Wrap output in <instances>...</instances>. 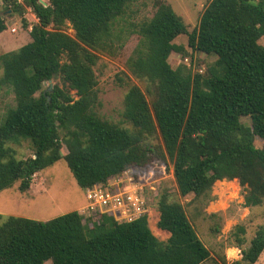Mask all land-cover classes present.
<instances>
[{
    "label": "trees",
    "instance_id": "16d2710c",
    "mask_svg": "<svg viewBox=\"0 0 264 264\" xmlns=\"http://www.w3.org/2000/svg\"><path fill=\"white\" fill-rule=\"evenodd\" d=\"M133 1L49 0L45 6L23 0L6 6L21 15L30 9L38 23L29 43L0 55L1 82L16 101L0 124V191L17 181L21 192L29 191L34 176L62 158L82 189L170 162L179 191L193 194L191 202L211 201L217 181L237 180L244 205L262 206L264 0H211L191 32L169 4L152 0L156 11L133 30L139 41L127 61L146 90L129 86L123 126L96 112L95 67L99 55L116 46L115 24ZM67 24L74 35L64 30ZM6 29L0 12V34ZM182 34L192 52L216 57L206 75L171 66L173 52L186 54L173 42ZM46 83H54L51 91L43 89ZM19 139L32 145L33 157L15 158L7 144ZM157 209L158 228L170 233L166 241L152 233L146 214L130 223L99 213L84 218L78 211L48 221L0 216V264H204L211 258L182 204L163 193ZM245 233L236 226L238 248ZM263 251L264 224L233 264H255Z\"/></svg>",
    "mask_w": 264,
    "mask_h": 264
},
{
    "label": "rangeland",
    "instance_id": "374dc122",
    "mask_svg": "<svg viewBox=\"0 0 264 264\" xmlns=\"http://www.w3.org/2000/svg\"><path fill=\"white\" fill-rule=\"evenodd\" d=\"M0 0V12L6 20L7 29L0 34V55L19 49L31 41L30 31L38 23L37 18L27 9L24 15L11 10H4L12 6L15 0ZM49 3L48 0H39ZM183 19L188 31H193L199 23L204 7L211 0H163ZM156 11L152 0L133 1L126 14L119 19L114 27L118 35L116 46L107 53L99 55L95 73L98 80L99 103L96 112L100 117L116 124L128 126L123 122L124 98L131 84L146 90V84L135 79L127 69V61L133 54L139 36L133 32L137 25L151 19ZM25 21L28 23L25 26ZM15 29V31H13ZM64 30L74 35L69 24ZM173 42L186 48V54L173 52L169 57L171 66L176 69L183 67L206 75L207 68L216 61L215 56L202 52H192L188 47V38L182 34ZM264 45V37L260 40ZM3 68L0 66V124L3 123L6 112L15 106V95L11 88L1 82ZM51 83H46L43 89H48ZM54 83H52L53 85ZM242 122L249 124L250 120L242 118ZM256 146H261L259 138L255 140ZM14 152L15 158L26 160L33 157L32 145L24 140L12 141L7 144ZM67 149L63 147L62 154ZM221 184L217 181L211 191V201H195L193 194L182 195L172 174V165L166 163V177L153 190H147V201L150 208L148 224L152 233L161 241L169 238L167 231L161 230L156 221L159 218L157 202L163 193L167 194L171 202L182 204L186 213L196 229L200 239L211 253V258L204 264H233L236 260L227 258V250L238 248L232 236L237 225H243L246 233L243 236L245 244L239 250L247 249L255 237L258 228L264 224V204L262 206L247 208L244 205L243 189L237 180ZM86 205L84 189L80 188L67 166L64 158L54 165L46 168L34 176L31 188L27 192L19 190V182L0 191V216L2 221L9 217L25 218L36 221H48L55 217L75 211ZM81 213V212H80ZM235 251H230L231 257ZM241 259V258H240ZM241 261V260H237ZM46 264H51L47 262ZM247 264V263H241ZM255 264H264V251Z\"/></svg>",
    "mask_w": 264,
    "mask_h": 264
},
{
    "label": "built area",
    "instance_id": "2783aa9c",
    "mask_svg": "<svg viewBox=\"0 0 264 264\" xmlns=\"http://www.w3.org/2000/svg\"><path fill=\"white\" fill-rule=\"evenodd\" d=\"M15 1L23 3V0ZM165 177L166 164L160 162H153L142 171L126 170L105 184L84 189L86 206L79 213L84 218H93L99 213L113 217L118 223L133 222L148 215L146 191L153 190ZM238 254L242 257L241 250Z\"/></svg>",
    "mask_w": 264,
    "mask_h": 264
},
{
    "label": "crops",
    "instance_id": "0c3cea01",
    "mask_svg": "<svg viewBox=\"0 0 264 264\" xmlns=\"http://www.w3.org/2000/svg\"><path fill=\"white\" fill-rule=\"evenodd\" d=\"M86 205H84L82 208H78V209H76L75 211H78V212H80L84 207H85ZM149 210H150V208H149ZM148 213H149V211H148ZM148 216V215H147ZM159 220V218L156 220V221H158ZM169 233V232H168ZM170 234V233H169ZM169 237H170V235H169ZM238 250H239V248H236V247H234V248H230L229 250H227V252H226V254H227V258L228 259H230V258H232V259H234V260H241L240 258H241V255L240 254H238ZM230 251H235L233 254H232V256L233 257H231L230 255H229V252ZM231 260V259H230ZM232 261V260H231Z\"/></svg>",
    "mask_w": 264,
    "mask_h": 264
},
{
    "label": "water",
    "instance_id": "95a60500",
    "mask_svg": "<svg viewBox=\"0 0 264 264\" xmlns=\"http://www.w3.org/2000/svg\"><path fill=\"white\" fill-rule=\"evenodd\" d=\"M41 1H42V0H41ZM42 4H43V5H45V6L47 5V4H46V3H44V2H42ZM47 90H48V91H51V90H52V83L50 84V86L48 87V89H47Z\"/></svg>",
    "mask_w": 264,
    "mask_h": 264
}]
</instances>
